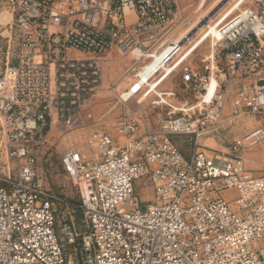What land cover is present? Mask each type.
I'll return each instance as SVG.
<instances>
[{"label":"built area","instance_id":"built-area-1","mask_svg":"<svg viewBox=\"0 0 264 264\" xmlns=\"http://www.w3.org/2000/svg\"><path fill=\"white\" fill-rule=\"evenodd\" d=\"M179 1L0 0V19L9 16L18 43L16 64L7 58L0 74V124L10 158L21 162L14 179H0V264H70L71 248L76 264H264V174L253 176L245 163L253 150L264 160V0L241 8L245 0L206 34L200 68L193 53L168 65L189 40L177 39ZM110 51L135 61L128 71L135 81L119 96L116 133L126 142L95 129L86 140L95 160L63 156L78 207L43 188L33 151L55 125L74 127L104 90L102 57ZM177 75L178 89L158 93ZM146 86L145 97L156 95L152 106L164 112L157 129L144 130L128 104ZM243 116L257 128L227 151L201 149L203 137ZM175 136L197 146L189 158Z\"/></svg>","mask_w":264,"mask_h":264},{"label":"rangeland","instance_id":"rangeland-1","mask_svg":"<svg viewBox=\"0 0 264 264\" xmlns=\"http://www.w3.org/2000/svg\"><path fill=\"white\" fill-rule=\"evenodd\" d=\"M243 0H180L179 12L176 16L175 29L179 27L180 33L177 35V39L189 36L191 33L196 32L189 40L185 41V46L182 50V54L178 55L168 65H173L181 56L192 54L190 56L192 65L195 68H200L202 58L208 53L210 48L209 40H204L206 34L214 32L215 27L221 23L225 18L233 16L236 10L240 8ZM252 0H247L241 8H245ZM198 16V17H196ZM9 20L7 14L2 15L0 25V74L4 71L7 64V58H9L10 65L16 64V51H17V38L15 35H11L9 28L6 26ZM210 26V27H209ZM199 28L198 30H196ZM213 28V31L211 30ZM10 37V38H9ZM11 39V42L8 43ZM203 41V42H201ZM199 42H201L199 44ZM198 46V47H197ZM132 58V57H131ZM125 57L116 54H112L109 58L111 61L104 67L103 84L104 90L97 96L93 102L89 103L84 112L81 114L80 121L71 128H65L61 125H55L47 134L44 142L34 148V155L36 157V171L39 175L40 184L44 189L49 191L54 196L65 200L66 202L80 207V200L77 189L65 173L62 165V158L64 155L71 151H77L82 153L86 160H95V153L86 145L87 137L95 129H103L109 132L115 139L121 143H125L126 140L116 133V127L118 125L119 118L123 112L122 105L119 103V96L127 91L129 87L133 85L134 78L126 75L130 66L135 65V61L127 65H122L119 69V75L115 78L110 75L109 69L116 67L118 62H123ZM168 65L166 67H168ZM138 67L145 66L144 64L137 65ZM164 74L161 70L150 81L149 85L157 82L159 77ZM122 77L121 79H119ZM119 79V80H118ZM180 75H177L167 86H164L161 90L159 87L158 93L169 92L178 89L180 86ZM264 85V83H262ZM150 86H146L141 94H138L128 103L136 114V120L141 124L143 121H147L150 128H159L160 122L163 119L164 112L162 109H155L152 106L154 101L158 100L156 95H150L145 97L146 91ZM231 88L230 96L234 94V89ZM232 111L231 100L226 105L225 117L230 115ZM257 120L251 116H243L240 119H233V122H227L225 129H222L217 136L208 135L200 140L201 149L206 152L207 155L212 156L214 151H227L235 139L240 136H244L257 128ZM219 138L220 140H213ZM175 142L177 143L180 151L183 155L189 158L197 146L191 141V138L187 136H175ZM8 144L6 143L2 125L0 124V179L6 180L8 178H15L17 169L20 165V161L10 158L8 152ZM256 155V150L245 155L248 162V168L253 176H260L264 174V164L262 169L258 170L257 165L250 164L249 155ZM259 157V154H258ZM261 159V158H260ZM262 160V159H261ZM264 163V160H262ZM252 163V162H251ZM253 164V163H252ZM138 186L141 188L142 184ZM233 198L236 192L233 190ZM143 198L144 202L152 200V190L145 188ZM84 216L81 210H79L76 217V224L79 234L84 233ZM77 248L81 250V237L78 239ZM70 264H76V258L74 249L69 250Z\"/></svg>","mask_w":264,"mask_h":264},{"label":"crops","instance_id":"crops-1","mask_svg":"<svg viewBox=\"0 0 264 264\" xmlns=\"http://www.w3.org/2000/svg\"><path fill=\"white\" fill-rule=\"evenodd\" d=\"M0 21H1V19H0ZM114 53H116L117 55H118V57H119V55L120 54H118V52L117 51H110V52H108L107 54H105L103 57H102V60H103V65H102V67H103V72H104V67L105 66H107L111 61H109V58L110 57H112V54H114ZM132 62V58L131 57H127V58H125L124 59V61L123 62H118L117 63V66L116 67H112L111 69H109V71H110V75H112L113 77H117L118 75H119V69L121 68V66L122 65H127V64H130ZM108 63V64H107ZM132 66H130V68H131ZM130 68H128L127 69V71L125 72V74H124V76L125 77H127L126 75H129L130 77L132 76V78H133V75H132V73H129L128 71L130 70ZM122 77H120L119 79H121ZM118 79V80H119ZM173 79L171 78V79H169V80H167V81H164L162 84H161V88H160V90L164 87V86H167L168 84H170V82L172 81ZM105 84V83H104ZM104 86V85H103ZM256 125H259V123L257 122V124ZM142 126H143V128H144V130H146V128H150V126H149V124H148V122L147 121H143V123H142ZM215 140H220L219 138H217V139H215L214 138V142L215 143H217ZM249 157H250V164L251 165H257L258 167H257V169L259 170L260 168L262 169V166H263V161L260 159L261 157H258V154H257V156L255 155H249ZM248 162H249V160H246V166H248ZM253 164H252V163ZM249 167V166H248ZM247 167V168H248ZM250 169H252V168H250ZM249 168H248V170H250ZM260 169V170H261ZM253 170V169H252Z\"/></svg>","mask_w":264,"mask_h":264},{"label":"bare ground","instance_id":"bare-ground-1","mask_svg":"<svg viewBox=\"0 0 264 264\" xmlns=\"http://www.w3.org/2000/svg\"><path fill=\"white\" fill-rule=\"evenodd\" d=\"M244 1L245 0H243V2H242V4L244 3ZM210 27V26H209ZM199 28H197L196 30H198ZM211 30L213 31V28H211ZM214 32L216 33V31L214 30ZM202 42V41H201ZM201 42H199V44L201 43ZM198 47V46H197ZM183 48H184V46H183ZM183 48H182V50H183ZM170 51V50H169ZM169 51H167V53L169 52ZM166 53H164V55H165ZM188 55H190V54H188ZM187 55V56H188ZM182 57H186V55H184V56H181L180 57V59L182 58ZM162 61H163V55L161 56V57H157V60H156V63H154V64H152L150 67H147V69L146 70H144L142 73H141V81H138L137 82V85H138V87L139 88H141V86H142V84H144V82H146V81H148V79L150 78V77H152V74H153V70L154 69H156V68H158L159 66H160V64H162Z\"/></svg>","mask_w":264,"mask_h":264},{"label":"water","instance_id":"water-1","mask_svg":"<svg viewBox=\"0 0 264 264\" xmlns=\"http://www.w3.org/2000/svg\"><path fill=\"white\" fill-rule=\"evenodd\" d=\"M196 32L191 33L188 38H191Z\"/></svg>","mask_w":264,"mask_h":264}]
</instances>
